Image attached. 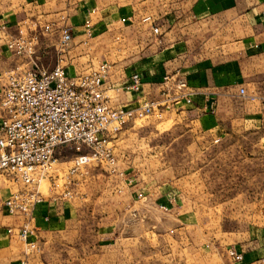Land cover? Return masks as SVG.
<instances>
[{"label": "crops", "instance_id": "crops-1", "mask_svg": "<svg viewBox=\"0 0 264 264\" xmlns=\"http://www.w3.org/2000/svg\"><path fill=\"white\" fill-rule=\"evenodd\" d=\"M263 12L264 0H0V77L15 68L29 69L28 60L6 49L19 32L26 35L34 23L67 27L72 41L62 55L57 51L58 31L39 37L37 65L52 68L61 58L73 75L82 62L91 63L106 49L120 46L116 56L121 59L100 61L112 64L109 82L138 74L144 86L139 94H117V104L134 107L139 99H154L157 94L149 95L150 86L156 93L165 75L177 74L191 104L176 103L168 114L213 140L251 132L264 149ZM145 17L159 27V44L150 24L142 22ZM109 169L73 176L70 198L57 196V186H51L54 193L35 206L44 264L48 258L55 264H151L163 254L172 257V264H206L204 255L209 254L193 244L198 238L187 229L190 216L182 212L176 192L133 184L125 170ZM8 191L0 181V264H16L24 252L21 242L7 233L19 223L2 208ZM163 208L171 227L162 233L155 214ZM134 220L142 223L140 230H133ZM56 237L62 255L48 254ZM237 249L244 261L233 264H264L257 250L246 254Z\"/></svg>", "mask_w": 264, "mask_h": 264}, {"label": "built area", "instance_id": "built-area-1", "mask_svg": "<svg viewBox=\"0 0 264 264\" xmlns=\"http://www.w3.org/2000/svg\"><path fill=\"white\" fill-rule=\"evenodd\" d=\"M142 22L150 24L159 44L162 36L159 27L150 17ZM55 31L60 34L57 51L62 55L72 41L67 27L55 29L52 24L40 27L34 23L26 35L19 32L18 37L6 43L12 56L29 62L27 70L15 68L5 72L0 86V177L21 188L8 191L2 208L7 216L19 220L7 233L24 247L21 264H28V255L38 250L33 211L45 198L39 184L48 177L58 148L74 145L77 151L81 147L91 150L90 154H79L71 160L63 192L59 194L70 198L68 186H72L73 176L87 172L90 163L107 162L112 171L116 170V159L107 147L108 138L119 133L128 122L150 116L161 119L176 103L191 104L187 86L177 74L165 75L156 84L159 86L156 98L128 108L117 104L115 96L122 92L139 94L144 82L138 74L110 83L112 64L105 62L73 75L67 72L61 58L52 68L37 65L34 57L39 37ZM152 88L153 84L151 91ZM239 94L245 95L244 88L239 89ZM227 256L235 263L243 260L236 249H229Z\"/></svg>", "mask_w": 264, "mask_h": 264}, {"label": "rangeland", "instance_id": "rangeland-1", "mask_svg": "<svg viewBox=\"0 0 264 264\" xmlns=\"http://www.w3.org/2000/svg\"><path fill=\"white\" fill-rule=\"evenodd\" d=\"M51 37L56 38L55 35ZM120 49V46L114 51L106 49L102 57L91 63L82 62L75 72L83 73L102 60L121 59L122 55L116 56V50ZM148 93L150 96L157 94L150 88ZM145 100L139 99L136 106L128 108L139 107ZM107 147L116 159V169L125 170L127 177L134 179L133 184L166 187L176 192L183 204L182 212L190 216L187 229L195 234L194 238H198L193 244L209 254L204 255L207 256L206 264H233L227 251L238 250V246L246 254L257 250L260 260L264 261V149L251 132L213 140L189 122L176 119L173 113L165 114L161 119L150 116L128 122L119 133L108 138ZM90 153L91 150L85 147L77 151L74 145L58 148L48 177L40 181L42 196L47 198L54 193H50L51 186H57V196L63 192L71 160L79 154ZM109 168L107 162H92L89 166V169L100 173H106ZM0 181L7 190L21 189L20 186H11L2 177ZM155 217L162 233L170 229L171 222L165 211H158ZM140 226L142 223L133 221L134 231L143 227ZM88 233L86 229L84 236ZM42 243L38 244L37 251L28 255V264H44ZM59 243L57 237L49 243L48 254L57 251L62 255L63 246ZM59 258L62 263L63 257ZM171 258L163 254L161 261L155 257L149 262L169 264L173 262ZM21 260H16V264H21ZM243 261L244 257L239 263ZM47 262L55 264L51 258Z\"/></svg>", "mask_w": 264, "mask_h": 264}]
</instances>
